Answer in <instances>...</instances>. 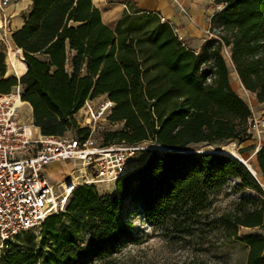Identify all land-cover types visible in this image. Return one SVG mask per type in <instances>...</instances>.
<instances>
[{
    "label": "trees",
    "instance_id": "1",
    "mask_svg": "<svg viewBox=\"0 0 264 264\" xmlns=\"http://www.w3.org/2000/svg\"><path fill=\"white\" fill-rule=\"evenodd\" d=\"M30 1L31 13L11 38L26 73L20 80L8 78L0 47V92L20 85L42 135L74 134L81 141L91 130L75 116L88 100L105 96L114 104L108 121L124 128L104 133L103 145L151 142L167 150L150 151L118 180L113 195L100 197L94 186L74 189L66 211L45 220L39 241L30 236L9 245L0 264L110 263L113 251L132 238L121 221L125 202L140 208L166 238L217 231L228 242L245 244L246 264H264V235L239 237V228L264 229L260 181L226 154L187 152L191 146L251 138L252 112L231 86L223 52L243 88L264 104V0H214L223 8L212 15V37L199 53L161 23L159 14L134 4H126L113 31L93 0ZM256 161L264 179V144ZM232 180L239 181L236 191L249 189L262 199H244L233 212L211 216L213 196ZM83 232L87 241L80 244Z\"/></svg>",
    "mask_w": 264,
    "mask_h": 264
},
{
    "label": "built area",
    "instance_id": "2",
    "mask_svg": "<svg viewBox=\"0 0 264 264\" xmlns=\"http://www.w3.org/2000/svg\"><path fill=\"white\" fill-rule=\"evenodd\" d=\"M9 4L10 0H0V40L5 45H10V16L5 12ZM178 5L187 15L183 7L179 3ZM222 8V5L214 2V13ZM159 18L161 23L168 24L176 37L184 42L185 37L176 26L163 16ZM206 36L208 39L212 37L210 31L206 32ZM7 77L21 79L8 76V72ZM22 95L20 85L10 93L0 92V246L22 234L42 230L47 218L63 211L67 189L62 183L64 192L61 196L57 193L47 172L49 165L64 162L78 167L70 175L71 179L75 178L77 181L74 189L96 183L116 184L131 172L133 156L148 150L142 144L105 146L94 140V130L90 124L92 119L97 122L105 113L111 114L114 104L109 100L102 102L98 111L94 109V100L86 102L82 109L85 110L82 127L90 129L91 135L87 140L81 141L75 137L42 135L33 120L22 121L19 116L21 104L25 103ZM89 119L90 124L87 125L86 121ZM252 122L264 128V119L258 121L251 118L250 123ZM75 174L78 175L74 176ZM74 189L70 190V195Z\"/></svg>",
    "mask_w": 264,
    "mask_h": 264
},
{
    "label": "rangeland",
    "instance_id": "3",
    "mask_svg": "<svg viewBox=\"0 0 264 264\" xmlns=\"http://www.w3.org/2000/svg\"><path fill=\"white\" fill-rule=\"evenodd\" d=\"M116 2H118V0H116ZM116 2H114V0H107V6L103 10L105 21H108L107 17L111 14L108 10L110 9V11H112L113 4ZM103 3L104 0L96 4L102 5ZM129 4L134 3L131 1ZM113 14H115V11L112 12V15ZM118 21L119 19L117 22ZM0 47L6 52L8 76L21 75V66L23 64L21 59L22 55H19L17 48L11 42L10 45H5L0 42ZM223 56L230 71V83L233 90L247 103L251 109L252 118L258 121L263 120L264 104H259L255 97L253 101L251 93L243 88L232 67L227 50H224ZM105 101H108L105 96H100L95 99L94 109L97 110L98 106ZM19 116L22 121H31V112L27 105H24L20 109ZM107 116L109 115L105 113L97 122L91 118L92 124L89 123L90 119L86 121L87 125L90 124L92 126L94 130V140H96L99 145L102 144V136L104 133L117 132L124 128V125L120 123L111 124L108 119H106ZM76 120L81 127L84 126L85 110L80 111L76 115ZM250 132L251 138L245 139L242 142L221 141L214 144L191 146L189 150L196 152H218L226 155L234 153L239 155L241 159L257 171L256 151L264 144V128L258 127L252 122L250 123ZM67 137L72 138L74 134H68ZM141 144L143 148H147L148 150H144L133 156L130 171L140 166L149 156L151 149L156 146L151 142H144ZM242 150L249 151L241 155L240 152ZM76 168L78 167H75L72 163L64 162L54 163L48 166L47 172L50 181L55 186L60 196L64 192L62 183L71 179L70 175ZM77 175L78 174H75L74 176ZM258 180L261 184L264 183V179L260 178ZM238 183V180H232L225 189L213 196V206L209 211L211 216H219L224 213L233 212L244 199H262L259 194L249 189L236 191L235 185ZM92 186L96 188L100 197L113 195L115 192V184L96 183ZM69 197L61 213L66 211ZM121 221L127 223L131 228L132 238L121 243L117 249L113 251L111 255L113 261L107 264H189L192 262L197 264H246L248 248L245 244L243 242H228L223 238L220 232L205 233L200 237H193L191 239L166 238L160 229L154 228L148 223L142 210L132 202L124 203ZM66 222H68V220H66ZM252 230L239 228V237L244 239L253 232ZM257 231H260V233L264 235V229H258ZM30 236H35L37 238L36 241H39L41 230H33L22 234L13 241L1 245L0 255L4 254L9 245L25 243ZM86 241L87 233L83 232L79 237V243L84 244ZM46 254H50L49 249L46 250Z\"/></svg>",
    "mask_w": 264,
    "mask_h": 264
},
{
    "label": "crops",
    "instance_id": "4",
    "mask_svg": "<svg viewBox=\"0 0 264 264\" xmlns=\"http://www.w3.org/2000/svg\"><path fill=\"white\" fill-rule=\"evenodd\" d=\"M100 1L102 0H93V3L103 15V10L107 6V0H104L102 5L96 4ZM131 1L137 8L144 12L157 13L160 16L167 18L171 24L178 28L179 33L185 37L183 44L194 52L199 53L203 44L208 40L206 32L210 30V21L214 13V0H176L181 7H183L187 15L181 11L180 6L174 0H118V2L114 0L116 3L113 4L112 11H110V9L108 10L111 13L107 17L108 21H105L104 15L102 16L104 23L111 30H116L117 20L121 18L126 8V4ZM31 10L32 2L30 0H10V4L6 8L5 12L10 16L9 22L11 32L8 35V38L11 43L12 34L23 27L25 17L29 16ZM113 11H115V14L112 15ZM21 67V75H24L26 73V67L24 64H22ZM251 95L254 101L256 97L252 93ZM24 105H27L29 108L31 112V120H33V111L31 106L26 102ZM245 229L252 230L248 228ZM257 230L258 229H253L251 234L260 233V231Z\"/></svg>",
    "mask_w": 264,
    "mask_h": 264
},
{
    "label": "bare ground",
    "instance_id": "5",
    "mask_svg": "<svg viewBox=\"0 0 264 264\" xmlns=\"http://www.w3.org/2000/svg\"><path fill=\"white\" fill-rule=\"evenodd\" d=\"M9 49H10V47H9ZM21 59H22V56H21ZM22 61H23V59H22ZM25 75V74H24ZM21 76H23V75H17V77H21ZM24 104L25 103H22L21 105H22V107L24 106ZM154 147V146H153ZM151 149V148H150ZM229 152V151H228ZM229 156H233V157H235L237 160H240V161H242V162H244L245 164H246V166L253 172V174L255 175V177L257 178V179H260L261 177L259 176V174L257 173V171L255 170V169H253L247 162H245L243 159H241L240 157H239V155H236V154H234V153H229ZM72 174V173H71ZM63 184H64V187L67 189V195H65V197H66V199H65V202H66V200H67V198L70 196V190L71 189H74L76 186H77V181H76V179L74 178V179H69V180H66V181H64L63 182Z\"/></svg>",
    "mask_w": 264,
    "mask_h": 264
},
{
    "label": "water",
    "instance_id": "6",
    "mask_svg": "<svg viewBox=\"0 0 264 264\" xmlns=\"http://www.w3.org/2000/svg\"><path fill=\"white\" fill-rule=\"evenodd\" d=\"M22 59H24L23 58V56H22ZM22 77V76H21ZM152 150H162V151H165V150H167L166 148H164V147H162V146H155L154 148H152L151 149V151ZM260 150V148L256 151V152H258ZM187 152H189V153H218V152H196V151H191V150H188ZM229 156V155H228ZM230 157H232V158H234L235 160H237L235 157H233V156H230ZM237 161H239L240 163H242L246 168H247V170L255 177V175L253 174V172L246 166V164L244 163V162H242V161H240V160H237ZM261 187L263 188V190H264V184H261Z\"/></svg>",
    "mask_w": 264,
    "mask_h": 264
}]
</instances>
